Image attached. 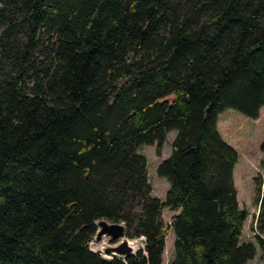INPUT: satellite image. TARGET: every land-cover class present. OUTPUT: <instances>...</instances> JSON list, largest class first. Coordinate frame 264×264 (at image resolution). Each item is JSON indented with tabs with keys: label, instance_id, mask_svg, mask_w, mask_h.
Instances as JSON below:
<instances>
[{
	"label": "trees",
	"instance_id": "16d2710c",
	"mask_svg": "<svg viewBox=\"0 0 264 264\" xmlns=\"http://www.w3.org/2000/svg\"><path fill=\"white\" fill-rule=\"evenodd\" d=\"M262 107L264 0H0V264H161L165 210L170 264H244L256 245L217 115ZM171 130L161 202L137 148L159 154ZM100 220L143 248L93 252Z\"/></svg>",
	"mask_w": 264,
	"mask_h": 264
},
{
	"label": "rangeland",
	"instance_id": "374dc122",
	"mask_svg": "<svg viewBox=\"0 0 264 264\" xmlns=\"http://www.w3.org/2000/svg\"><path fill=\"white\" fill-rule=\"evenodd\" d=\"M217 119L219 121L218 131L220 130L221 137L237 152V162L233 169V182L237 192L238 207L240 210L247 212L246 220L242 226L240 241L251 242L256 245L254 256L246 260L244 264H264L261 250L256 241V234L258 233L255 228L258 212L256 198L260 197V194L258 195L254 182L255 177L260 176L264 179L263 171L259 166L260 161L264 160V153L260 150V145L264 141V107L259 110L256 119L246 117L231 108L221 111L217 115ZM175 135V130L167 133L159 154H157L154 145H141L137 148V153L144 155L147 160V174L152 188L151 195L161 202L165 199L168 183L165 178L157 175L156 168L159 163L169 156L170 144ZM178 212V210H165L162 212L163 222L167 226V234L164 239L161 264H170L175 256L174 233L169 223L170 218ZM260 236L264 237V234ZM123 239L125 238L112 242L108 236L103 235L97 240L95 233L89 242V248L105 258L120 256L108 251V247L116 246ZM129 241L133 252L144 246L143 237L129 239Z\"/></svg>",
	"mask_w": 264,
	"mask_h": 264
},
{
	"label": "water",
	"instance_id": "95a60500",
	"mask_svg": "<svg viewBox=\"0 0 264 264\" xmlns=\"http://www.w3.org/2000/svg\"><path fill=\"white\" fill-rule=\"evenodd\" d=\"M96 227L97 240H99L103 235L108 236L112 242H117L120 238H125L116 246H109L108 251L120 256H126L134 253L131 245L129 244V239L125 236L124 224L122 222L100 220L96 223Z\"/></svg>",
	"mask_w": 264,
	"mask_h": 264
},
{
	"label": "crops",
	"instance_id": "0c3cea01",
	"mask_svg": "<svg viewBox=\"0 0 264 264\" xmlns=\"http://www.w3.org/2000/svg\"><path fill=\"white\" fill-rule=\"evenodd\" d=\"M218 123H219V121H218V119H217V128H219V124H218ZM219 133H221L220 130H219Z\"/></svg>",
	"mask_w": 264,
	"mask_h": 264
},
{
	"label": "bare ground",
	"instance_id": "6f19581e",
	"mask_svg": "<svg viewBox=\"0 0 264 264\" xmlns=\"http://www.w3.org/2000/svg\"><path fill=\"white\" fill-rule=\"evenodd\" d=\"M129 244L131 245V242H129Z\"/></svg>",
	"mask_w": 264,
	"mask_h": 264
}]
</instances>
